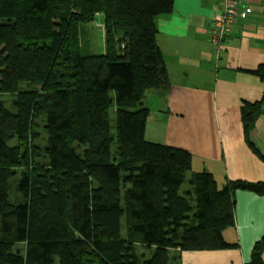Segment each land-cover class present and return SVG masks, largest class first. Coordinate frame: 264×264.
<instances>
[{"label":"trees","instance_id":"obj_1","mask_svg":"<svg viewBox=\"0 0 264 264\" xmlns=\"http://www.w3.org/2000/svg\"><path fill=\"white\" fill-rule=\"evenodd\" d=\"M174 7L0 0V264H182L186 252L239 248L226 237L235 193L264 196V182L226 180L215 194L198 172L182 194L193 155L146 138L144 97L171 87L157 20ZM100 15L102 55L82 44ZM254 73L264 80V66ZM245 108L248 137L264 97ZM247 264H264V236Z\"/></svg>","mask_w":264,"mask_h":264},{"label":"crops","instance_id":"obj_2","mask_svg":"<svg viewBox=\"0 0 264 264\" xmlns=\"http://www.w3.org/2000/svg\"><path fill=\"white\" fill-rule=\"evenodd\" d=\"M238 1L249 11L231 27L218 54L209 31L223 0H175L174 11L157 20L171 87L144 97L151 111L147 140L190 152L192 172H207L215 194L225 179L264 182V118L248 137L243 120L245 107L264 97V80L254 73L264 66V0ZM97 19L96 25L104 17ZM235 198L232 237L239 248L186 252L182 264L250 261L264 236V196L239 190Z\"/></svg>","mask_w":264,"mask_h":264},{"label":"rangeland","instance_id":"obj_3","mask_svg":"<svg viewBox=\"0 0 264 264\" xmlns=\"http://www.w3.org/2000/svg\"><path fill=\"white\" fill-rule=\"evenodd\" d=\"M105 28H106V24H105L104 19H101L97 25H96V23H92L87 27V32L83 35V41H82V44L85 47V50H87V51L89 50V52L92 54L102 55L105 53V50H106L105 49ZM211 32H212V30L209 31V40H210V43L215 47V45L211 41L213 38L211 35ZM226 41H227V38L225 40L224 46L226 45ZM111 95L114 98L115 92L111 91ZM5 99L8 102H11V98L9 96H7ZM116 112H117V106L114 103L112 108H111V111H110V117H111L112 133L115 136H116V126H115ZM192 173H193L192 171L188 173V177H187V179H186L185 183L183 184L181 191H180L182 194L186 193V192H191L193 194L195 192V187L191 183ZM225 183H226V179H225ZM123 233H125V232H123ZM229 233L230 234H228L226 237L228 238V240H232L231 237L234 234V231L231 230V232H229ZM139 250H140V248H139ZM148 254H150L149 250H148Z\"/></svg>","mask_w":264,"mask_h":264},{"label":"built area","instance_id":"obj_4","mask_svg":"<svg viewBox=\"0 0 264 264\" xmlns=\"http://www.w3.org/2000/svg\"><path fill=\"white\" fill-rule=\"evenodd\" d=\"M249 9L241 8L238 0H223L221 8L217 11L211 23L212 43L218 50H222L229 30L233 25L238 24L239 20L245 17Z\"/></svg>","mask_w":264,"mask_h":264}]
</instances>
